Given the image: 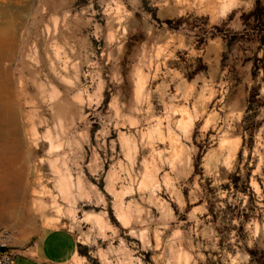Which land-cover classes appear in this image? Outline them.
<instances>
[{
	"label": "rangeland",
	"instance_id": "obj_1",
	"mask_svg": "<svg viewBox=\"0 0 264 264\" xmlns=\"http://www.w3.org/2000/svg\"><path fill=\"white\" fill-rule=\"evenodd\" d=\"M256 2L0 0V27L9 35L6 44L16 47L2 69L20 98L19 126L24 157L18 167L26 168L25 185L29 189L19 203L0 204V233L6 229L11 234L8 249L14 250L17 256L29 255L28 250L36 247L49 230L68 228L63 219L43 212L41 197L36 193L41 190L44 177H51L50 164L61 169V178L67 186L68 178L59 160L68 152L78 156L77 142L85 154V164L92 163L93 156L98 155L97 167H102L104 172L98 186L101 192H106L105 178L112 173V165L126 161L133 151L132 136L137 130L132 121L139 119V113L133 109L143 111L152 105L157 113L162 110L159 94L149 95V88L155 89L162 81H145L146 73L136 74L141 54L150 53L159 44L169 46L167 51L172 57L167 60L168 67L188 83L203 77L225 85V102L235 103L241 114L237 132L246 134L241 135L243 142L237 154L243 170L238 164L227 175L228 183L221 185L239 202L228 203V198H224L226 207L217 211L216 189L211 186V179L206 181V197L211 198L208 213L201 219L210 223L219 235L220 250L202 249L208 258L205 264H229L237 257L238 264H264V169L261 174L256 171L264 156V148L260 147L264 144V48H260L253 36L245 35L243 19ZM170 91L175 92V85ZM254 94L256 103L252 114L255 117L245 122L248 103ZM104 132L108 135L102 136ZM84 133H87L86 142ZM214 134L210 129L209 136ZM45 136L50 139L45 140ZM114 142L115 152L112 151ZM62 143L70 147L63 153H54L49 163H41L54 145ZM197 146L201 153L196 158L195 174L203 176L201 162L208 145ZM245 148L247 163L244 162ZM257 150L260 156L253 155ZM84 173L91 183H97L90 169L85 168ZM232 175L241 177L238 184ZM241 194L246 201L240 199ZM88 195L95 194L88 191ZM184 195L187 199V188ZM109 200L114 197L109 195ZM96 203H99L98 197ZM203 203L204 199L196 205L188 203L183 214L172 204L186 230L194 223L188 220V213ZM108 210L112 216L111 204ZM94 211L97 219L93 224L102 225L99 219L102 206L94 207ZM113 223L119 227L114 219ZM192 242L194 245L208 243L196 235L192 236ZM82 247L86 246L79 245V249ZM138 255L145 264H156L153 259L156 252L142 251ZM167 255L173 264H186L179 251L169 249ZM72 264H78L77 257Z\"/></svg>",
	"mask_w": 264,
	"mask_h": 264
},
{
	"label": "clouds",
	"instance_id": "obj_2",
	"mask_svg": "<svg viewBox=\"0 0 264 264\" xmlns=\"http://www.w3.org/2000/svg\"><path fill=\"white\" fill-rule=\"evenodd\" d=\"M168 47L154 45L150 53L141 54L136 65L137 75L146 73L145 81H162L155 89L149 88L150 96L159 94L162 110L157 113L152 105L143 111L133 109L139 113V119L132 121L137 130L132 136L133 151L126 161L112 165V173L105 178L106 192H101L98 186L104 177L103 168L97 167L98 155L93 156L92 163L85 164V154L77 142L80 154L68 152L59 160L68 178L67 186L61 178V169L50 164L51 177H44L46 182H41V190L36 193L41 197L44 213L67 222L73 240L68 256L77 257L78 264H145L138 253L149 250L156 252L153 257L156 264H173L167 255L169 249L179 251L186 264L187 261L205 264L208 258L202 249L220 250L219 235L210 223L201 219L208 213L211 198L206 197V181L211 179V186L216 189L217 211L226 207L224 198H228V203L239 202L233 200L221 185L228 183L227 175L234 172L238 164L243 170V163L237 160L243 142L241 135L246 136L237 132L241 114L235 103L225 102L227 90L223 83L216 84L203 77L188 83L180 73L173 72L167 64L172 57ZM173 85L174 93L170 91ZM218 96L220 99L217 100ZM210 129L214 135L209 136ZM194 133H197L195 137ZM101 135L106 136L108 132ZM60 139L58 136L57 140ZM84 141H87V133H84ZM198 144L208 145L201 162L203 176L195 174L196 158L201 153ZM115 145L116 142L112 145L113 152L116 151ZM69 147L66 143L54 145L41 163H49V157L57 152L63 153ZM260 147L264 148V144ZM253 155L260 156L259 150ZM247 157L245 148V163ZM85 168L91 170L96 184L85 176ZM261 169H264V156L260 158L257 174H261ZM186 188L189 192L187 199L184 195ZM88 191L95 195H88ZM109 195L114 200H109ZM200 199H204V203L188 213V220L194 223L190 230H186L172 204L175 203L183 214L188 203L196 205ZM240 199L246 201L247 198L241 194ZM110 204L112 216H109ZM101 206L103 211L99 219L103 224H93L97 219L94 207ZM193 235L202 236L208 243L194 245ZM129 237L133 239L129 240ZM77 244L86 247L77 249ZM238 261L239 257L229 264H238ZM69 264H72L71 260Z\"/></svg>",
	"mask_w": 264,
	"mask_h": 264
},
{
	"label": "bare ground",
	"instance_id": "obj_3",
	"mask_svg": "<svg viewBox=\"0 0 264 264\" xmlns=\"http://www.w3.org/2000/svg\"><path fill=\"white\" fill-rule=\"evenodd\" d=\"M6 31L0 27V204L14 205L29 193V189L25 185L27 170L23 166L18 167L24 157L19 126L20 98L2 69L4 61L16 49L13 44H6L9 36Z\"/></svg>",
	"mask_w": 264,
	"mask_h": 264
},
{
	"label": "crops",
	"instance_id": "obj_4",
	"mask_svg": "<svg viewBox=\"0 0 264 264\" xmlns=\"http://www.w3.org/2000/svg\"><path fill=\"white\" fill-rule=\"evenodd\" d=\"M66 227L49 230L36 247L31 248L29 255H18L16 264H68L74 256H68L73 247V240ZM79 249V244L76 245Z\"/></svg>",
	"mask_w": 264,
	"mask_h": 264
},
{
	"label": "trees",
	"instance_id": "obj_5",
	"mask_svg": "<svg viewBox=\"0 0 264 264\" xmlns=\"http://www.w3.org/2000/svg\"><path fill=\"white\" fill-rule=\"evenodd\" d=\"M243 19L246 24L245 35L253 36L260 44V48H264V0H257L254 9L249 14L244 15ZM168 23L171 24L172 22L168 21ZM255 99L256 94L252 95L249 100L245 122L253 120L255 117L252 114V110L255 109ZM231 178L236 184L241 180V177L237 175H232Z\"/></svg>",
	"mask_w": 264,
	"mask_h": 264
},
{
	"label": "built area",
	"instance_id": "obj_6",
	"mask_svg": "<svg viewBox=\"0 0 264 264\" xmlns=\"http://www.w3.org/2000/svg\"><path fill=\"white\" fill-rule=\"evenodd\" d=\"M11 238V234L8 230H3L0 233V243L1 248H4V251H0V264H16L17 255L14 250L8 249V242Z\"/></svg>",
	"mask_w": 264,
	"mask_h": 264
},
{
	"label": "water",
	"instance_id": "obj_7",
	"mask_svg": "<svg viewBox=\"0 0 264 264\" xmlns=\"http://www.w3.org/2000/svg\"><path fill=\"white\" fill-rule=\"evenodd\" d=\"M0 251H2V252H3V251H4V248H1V249H0Z\"/></svg>",
	"mask_w": 264,
	"mask_h": 264
}]
</instances>
